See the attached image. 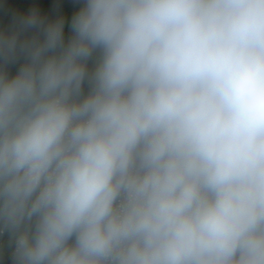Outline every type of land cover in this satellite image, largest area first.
Returning a JSON list of instances; mask_svg holds the SVG:
<instances>
[{
  "label": "clouds",
  "instance_id": "obj_1",
  "mask_svg": "<svg viewBox=\"0 0 264 264\" xmlns=\"http://www.w3.org/2000/svg\"><path fill=\"white\" fill-rule=\"evenodd\" d=\"M0 264H264V0H0Z\"/></svg>",
  "mask_w": 264,
  "mask_h": 264
}]
</instances>
